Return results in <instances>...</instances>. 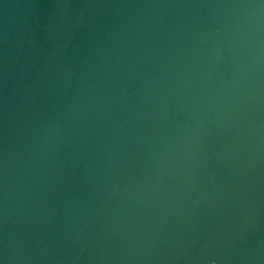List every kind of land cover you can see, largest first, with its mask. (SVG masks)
<instances>
[{"label":"water","instance_id":"95a60500","mask_svg":"<svg viewBox=\"0 0 264 264\" xmlns=\"http://www.w3.org/2000/svg\"><path fill=\"white\" fill-rule=\"evenodd\" d=\"M0 264H264V0H0Z\"/></svg>","mask_w":264,"mask_h":264}]
</instances>
